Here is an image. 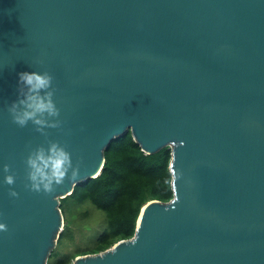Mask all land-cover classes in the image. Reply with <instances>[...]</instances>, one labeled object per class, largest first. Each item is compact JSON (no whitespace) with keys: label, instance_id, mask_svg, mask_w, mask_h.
<instances>
[{"label":"water","instance_id":"obj_1","mask_svg":"<svg viewBox=\"0 0 264 264\" xmlns=\"http://www.w3.org/2000/svg\"><path fill=\"white\" fill-rule=\"evenodd\" d=\"M23 71L54 77L47 135L9 112ZM129 130L146 153L171 147L174 197L73 264H264V0H0V264L48 263L61 199ZM49 141L82 163L34 192L25 161Z\"/></svg>","mask_w":264,"mask_h":264},{"label":"trees","instance_id":"obj_2","mask_svg":"<svg viewBox=\"0 0 264 264\" xmlns=\"http://www.w3.org/2000/svg\"><path fill=\"white\" fill-rule=\"evenodd\" d=\"M171 160V147L165 146L155 153H146L131 130L115 138L105 150L101 174L80 182L72 194L61 199L66 212L71 202L79 204V208L73 210L80 217H90L83 204L95 206L104 213L105 226L95 233L96 239L89 247L73 253H65L59 248L53 250L48 264H69V256L98 253L120 240L132 238L146 203L173 199ZM71 225L77 227L74 219H67L65 232L59 239L61 243L71 231Z\"/></svg>","mask_w":264,"mask_h":264},{"label":"clouds","instance_id":"obj_3","mask_svg":"<svg viewBox=\"0 0 264 264\" xmlns=\"http://www.w3.org/2000/svg\"><path fill=\"white\" fill-rule=\"evenodd\" d=\"M53 75L48 71H23L19 73V95L9 107V112L14 123L25 127L31 121L36 130L44 135L46 128H58L61 125L58 118L60 109L57 107L54 94ZM27 179L30 182L26 187L34 192L50 194L56 186L62 185L66 179L75 178L82 163V157L73 165L72 154L66 145L59 141H49L48 146L40 145L31 149L26 158ZM6 173L5 183H15V173L10 164L3 166ZM69 172L71 175L69 176ZM11 196H18L14 189L10 190ZM0 230H7L5 223H0Z\"/></svg>","mask_w":264,"mask_h":264},{"label":"rangeland","instance_id":"obj_4","mask_svg":"<svg viewBox=\"0 0 264 264\" xmlns=\"http://www.w3.org/2000/svg\"><path fill=\"white\" fill-rule=\"evenodd\" d=\"M83 206L85 208V212L87 211V216L90 215V217H86V216L80 217L74 213L73 208L78 209L79 204H74L73 202H71L69 204V207H67V212L62 207V204L60 205V207H62L61 209L65 216V225H66L67 219L68 220L74 219L77 227L75 225L74 226L71 225V228H72L71 231L68 232V234H66V238H64L63 243H61L59 239H60L61 234L65 232L63 228L51 252L59 248L65 253H73L76 250H80L81 248L89 247V245L94 243L96 239L95 233L97 234L98 230L100 232V229H102L105 226L104 224L105 216L102 211L98 210L93 205L89 206V205L83 204ZM80 211L81 210L79 209V212ZM69 257H70L69 264H73L77 256L76 257L69 256ZM48 262L49 263L51 262V254L49 256Z\"/></svg>","mask_w":264,"mask_h":264},{"label":"bare ground","instance_id":"obj_5","mask_svg":"<svg viewBox=\"0 0 264 264\" xmlns=\"http://www.w3.org/2000/svg\"><path fill=\"white\" fill-rule=\"evenodd\" d=\"M152 203H154V200H151V201H149L148 203H146V204L144 205L143 209L146 208L147 206H149V205L152 204Z\"/></svg>","mask_w":264,"mask_h":264}]
</instances>
